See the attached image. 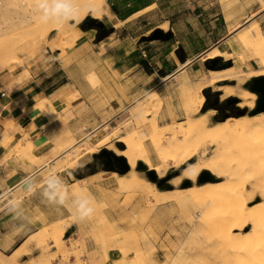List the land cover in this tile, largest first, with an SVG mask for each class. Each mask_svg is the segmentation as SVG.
<instances>
[{
    "label": "rangeland",
    "instance_id": "374dc122",
    "mask_svg": "<svg viewBox=\"0 0 264 264\" xmlns=\"http://www.w3.org/2000/svg\"><path fill=\"white\" fill-rule=\"evenodd\" d=\"M217 1L221 5L220 10L225 15L228 30L235 29L228 34L226 43L220 51L213 49L200 57L198 65L194 68V70H198L194 75V79L188 80L187 77L181 75L169 79L161 95H145L126 108L121 113V117L116 118L110 127L106 125L99 135L94 132L84 136L79 141H76L69 132L48 135L47 141H50L52 148L50 154L56 157V160L51 168L48 169L47 166L45 173H42L39 177L40 182L42 183L50 177H54L57 172L66 174V178L62 180L64 195L66 197L90 199L96 208L95 215L86 222L77 223L73 220L71 213L66 207L58 210L49 205L39 192L29 191L27 194L30 200L27 207L31 214L35 211L34 217L37 218L33 224L36 226L38 225L37 220L43 221L42 217L38 219L36 212L46 213L48 209L51 213V222L42 226L36 234L26 241L18 254V259L13 257L8 261L12 255L6 253L2 256L0 254V264H236L239 262L236 257L231 256V252L237 250L235 246L242 240L253 242L254 237L251 238L250 224H247L241 231L237 228L230 229L229 224L224 226L218 224L219 220L226 219L229 216L232 208L237 210L234 199H230L228 204L224 206L205 207L194 198L193 202H197L193 203L191 201L192 197H190L189 190L193 187V183L189 179L183 180L184 177L181 175L183 170L199 161L197 156L179 166L171 165L170 163L163 177H157L160 180H164V186L160 189L149 182L144 173L136 171L137 163L132 170H129L124 175L113 172L114 175L125 178H128L131 172L138 173L140 178L142 177L150 185H153V190L157 193H162V195L164 194L159 200L149 196L147 193L150 190L145 186L137 184L135 187L124 186L120 188L114 179L116 183L113 186L114 189L111 191L102 190V199L94 201L86 191L87 189L85 190V183L83 181V183L79 182V179L73 175L75 170L84 168L91 163L94 154H98L103 149L107 150V147L118 152L123 151L125 149L124 145L117 142V140L125 135L142 131L148 136L149 132L152 133L151 130L154 123L159 126L158 128H163L162 126L164 125H170L173 129L175 128L173 130L175 134H173L174 138L176 137V141H181L182 139L192 141L194 138L202 137L203 132L199 126L197 132L191 131V125L187 124L189 118L197 121L199 114L205 115L206 112H211V115L207 113L206 116L208 120L207 127H212L228 119L231 121L241 117L251 118L259 114L250 117L248 113L251 110L237 108L236 104L240 102L237 98H235L236 104H230L235 109L220 111V105L228 99V97L224 100L219 99L223 95L220 89L227 86L233 87L235 82L220 81L214 85H208V71L211 70H208L206 66H211V61L217 60L214 67H220L230 62V67L225 69L233 67L238 69V71L244 72L260 69L256 61L249 70L241 67L240 63L242 60L248 59L250 53L236 40L237 35L234 31L243 29L248 24L259 23L260 31L264 35V10H260L261 3L264 0ZM10 3L12 7L7 12L0 10V44H2L0 51H3V58H6L7 61L2 66L0 64V83L4 84L5 92L13 94H19L29 88L50 89L64 80L61 78L62 76H65L72 85H82L83 87L95 89L101 86L94 74L99 69L103 79L105 78V82L112 85H123L124 81H119V79L114 77L110 79V77L106 76L101 68V61H106L105 68L113 69L112 65L115 59L110 58V55L116 49L125 48V51L129 52L138 43L155 46L159 44L157 39H155V34L161 35L164 32L169 34L168 25L165 24L148 35H144L158 21L154 12L111 29L109 28L110 24L107 25L105 21H96L98 24L90 22L88 20V11H86L84 18L78 24L71 22L66 28H61L62 34L56 30V26L55 28L52 27L54 26L52 24H41L38 20L32 19L31 4L33 0H10ZM72 3L78 5L81 0H72ZM203 6L205 4L201 5V7ZM179 7L180 3L173 5L175 9H179ZM215 8L217 9L215 12H218L217 5H215ZM81 12L83 13V11ZM23 18H25V21ZM242 18L243 20H241ZM19 19L20 21H17ZM238 21L240 22L238 23ZM220 33L221 31H215L213 36H218ZM202 38V33L196 31V48L202 44ZM85 42L89 46L94 44L95 50L103 54L99 60L89 56L90 49L82 45ZM134 43L137 44L134 45ZM11 49L14 54H7ZM255 49H253V53H256ZM56 53H59V55ZM212 53L213 55L220 54L214 58H209ZM245 84L241 86L243 89H245ZM127 85L129 86L131 83H127ZM197 89L203 95L204 102L198 111H194L195 104L192 103L191 107L187 104V99L194 98ZM182 96H185V99ZM30 97L27 95V98ZM215 97L218 99V104L215 107H210L209 105ZM190 108L191 110L189 111ZM185 109H187L188 113H186ZM239 111H243V116H237ZM26 114L38 124L55 121L61 115L58 109L54 110L52 106L48 109H39L37 106H33L26 111ZM62 114L64 115V113ZM224 116L227 118L223 121ZM82 117V122L78 125L80 126V135L87 133L88 131L86 130L90 131L94 123L91 119V114L83 111ZM187 117L189 118L187 119ZM65 119H67V116ZM179 126L182 129L183 127L186 128H184L183 133H180ZM107 134H111L113 138L106 144L99 145L102 137ZM249 134H251V137L249 135L246 136V134L243 137L249 141L248 143L253 142V146L259 145L256 147L257 149L252 148L254 152L251 149L250 151L254 154L257 153L259 162L262 161L259 166L262 164L261 169H264V156L260 157V154L264 155L261 152V149H264L261 145L264 144L262 143L264 142V136H262L264 133L262 135L256 133L254 134L255 137H252V132H249ZM171 137H173L172 134ZM171 137H168V140L166 138L165 140L168 142L164 140L162 145L167 143L168 147H171ZM240 137L243 138L242 136ZM240 137L233 136L232 140L231 138L228 139V137V140L224 139L223 145H225V149L227 148L231 152L235 151V145L239 146ZM255 138H258V140ZM260 139L262 140L259 141ZM199 140L201 141V139ZM254 140H257V145ZM174 141L172 140V144H174ZM234 143L235 148L233 150L232 145ZM143 144L151 165L160 167V160L150 140L146 138ZM90 148H92V152L90 150L91 153L88 151ZM208 149L206 158L210 157L214 148L210 147ZM258 149L260 150L259 153L257 152ZM30 150V144L24 148L18 144L14 153L29 158ZM250 153L248 152L247 154L252 155ZM232 164L233 180L240 182V185L247 182L245 183L246 192L248 190L251 192L254 189L252 183L258 181V179L259 182L262 180L260 185L264 186V178H262L264 171L260 173V170L258 171L260 169L259 166L258 168L254 166L253 170L251 168L240 170L242 168H238L239 165H236L237 163L232 162ZM234 167L237 169L234 170ZM254 169L257 170L253 172ZM220 172L221 174H219ZM220 172L216 175L214 171H212V174L204 171L196 177V186H205V184L207 186L208 184L211 187H206L205 193L207 191L219 192V189L221 190V188L226 186L225 180H227L229 171L221 169ZM82 174L87 176L88 172L86 171ZM202 174L208 176L204 177ZM248 182L252 183L249 184ZM259 187L261 186H256L258 188H255L256 192L251 193L254 197L247 204L248 209H255L253 212L254 217L264 216V203H262L264 201V192H261L264 191L262 190L264 187H261V189ZM222 191H225V187L220 192L222 193ZM176 192L183 193L179 195L177 193L176 195ZM250 192H247L249 195L246 194V198L251 196ZM181 195L185 197H181ZM167 196L169 197L166 198ZM162 199L164 200L161 201ZM4 202L6 203L7 200ZM28 219L31 222L33 221L31 215H29ZM22 222H26V220ZM228 234L231 238H229ZM23 254H25V257L22 256ZM253 255L252 261L253 264H256L257 258L261 253L255 251ZM246 256H248V253L244 259Z\"/></svg>",
    "mask_w": 264,
    "mask_h": 264
},
{
    "label": "crops",
    "instance_id": "0c3cea01",
    "mask_svg": "<svg viewBox=\"0 0 264 264\" xmlns=\"http://www.w3.org/2000/svg\"><path fill=\"white\" fill-rule=\"evenodd\" d=\"M104 1L110 9L109 28L114 29L116 25H125L135 18L154 12L158 21L144 35L167 24L169 34L164 32L161 36L169 37L167 40L157 39L159 44L155 46L134 43L137 45L129 52H126L125 48L116 49L110 55V58L115 59L113 69L105 68L106 61H101L100 65L106 76L124 81L123 85L105 82L100 69L94 72L97 81L101 83V86L95 89L72 85L65 76L61 77L64 80L50 89L29 88L19 94L5 92L4 84L0 83V94H4L0 96V254L12 255L8 261L13 257L18 259L26 241L42 226L51 222L48 209L46 213L37 211L38 219L42 217L43 221L37 220L36 226L33 224L37 218L34 217L35 211L32 215L27 207L30 200L27 194L29 191L24 190L30 180L39 178L45 173L47 166L49 169L54 165L56 157L50 154L52 148L50 141H47L48 135L69 132L76 141L94 132L99 135L106 125L110 127L126 108L145 95H161L169 79L178 75L185 76L188 80L194 79L195 73L198 72L194 68L198 65L200 57L213 49L220 51L228 34L235 29L228 30L225 15L217 0ZM175 3H180L179 9L173 8ZM204 4L205 6L201 7ZM215 5L218 6V12H215ZM196 31L201 32L203 37L202 44L197 48ZM215 31L221 33L213 36ZM82 45L90 49L91 58L99 60L102 57L103 54L95 50L94 44L89 46L85 42ZM240 64L243 69H249L254 66L255 61L246 59ZM127 83L131 85L128 86ZM27 95L31 97L27 98ZM41 95L49 97L52 108L60 112L57 120L38 124L26 114L29 108L35 106ZM83 111L91 114L94 123L91 129L89 128L90 131L86 130L87 133L80 135L78 125L82 122ZM167 126L170 125L162 127ZM18 144L22 148L31 145L29 158L14 153ZM113 175V172L99 170L78 181L85 183V190L87 189L94 201H100L102 190L114 189L116 183ZM50 178L63 180L66 174L57 172ZM45 182L41 183V187ZM14 204L24 208L22 211L27 217L26 222L14 218L13 212L9 210ZM29 215L32 216V222L28 219ZM22 256L25 257V254Z\"/></svg>",
    "mask_w": 264,
    "mask_h": 264
},
{
    "label": "bare ground",
    "instance_id": "6f19581e",
    "mask_svg": "<svg viewBox=\"0 0 264 264\" xmlns=\"http://www.w3.org/2000/svg\"><path fill=\"white\" fill-rule=\"evenodd\" d=\"M88 6H89V10H88L89 18H92V19L100 21V22L105 21L107 23V25L110 24L108 22V19L110 18V9L106 5L104 0H88ZM260 10H264V2L261 3ZM85 13H86V11H83V13L81 12L79 14L80 21L84 18ZM23 19L25 21V18H23ZM6 20H7V17H6ZM17 21H20V19ZM255 21L257 22V20H255ZM255 21H253V22H255ZM251 24H252V22H251ZM258 24L259 23H256L254 25L248 24L243 29H236L234 31V33H236V35H237L236 40L244 47V49H246L250 53L248 55V59L256 61V63H258V65L260 67L259 70H252V71L250 70L248 72H244V71H238V69H235L232 67V68L225 69L222 71H208L209 72L208 73V77H209L208 85H214L220 81L235 82V86H233V87L227 86V87H223L222 89H220V90H222L223 95L219 99L224 100L227 97L228 98H237L240 100V102L236 104V107H238L240 109L246 108L248 110H252L254 107L255 100H256V95L254 93L249 92L247 89H243L241 86L244 83L249 82L251 79L264 77V35H262ZM52 27H55V26H52ZM65 28H66V26H65ZM62 29H64V27ZM62 29L56 28V30H58L59 32H61L63 34V32L60 31ZM69 38H71V37H69ZM0 43H1V39H0ZM1 45L2 44H0V47H1ZM255 48L256 49L258 48V50H256ZM253 49H255L256 53L252 52ZM257 51H259V52H257ZM2 52L3 51H0V64H1V66L7 62L6 58H3ZM216 52H217V50H216ZM7 54L13 55L14 51H12V49H11L10 51H8ZM218 54H220V53H218ZM218 54L213 55V53H212V55L209 56V58H214L215 56H218ZM240 59L242 60V58H240ZM190 97H191V95H190ZM203 102H204V97L200 93L199 89L196 90L194 98L187 99V104L190 105L191 107H192V103L195 104V109L193 108L194 111L195 110L198 111V109H200L202 107ZM35 106H37L39 109L50 108L51 103H50L49 97L41 95L36 100ZM187 109H185L186 113H188ZM190 110H191V108L189 109V111ZM207 113L208 112H206V114ZM206 114L205 115L199 114L197 117L198 118L197 121H193L192 118L187 117V119L189 118L187 124L191 125V131L197 132L198 126H199V128H201L202 132H203L202 137L194 138L192 141H187V139H182L181 141L180 140L176 141V139H175L176 137L174 138L175 133L173 131L175 128L173 129L171 126L158 128L156 123H154L152 126V130H151L152 133H150V132L148 133L149 137L147 136V134L145 132H142V131L139 133L132 132L131 134H127L124 137L117 140V142L122 143L124 145L125 149L123 151L118 152V151H115L114 149H111L108 147L106 149L108 151L113 152L116 156L123 157L126 160V163L128 164L130 170H132V168L136 165V163L138 164V162H141L147 167L148 171H154L158 178L163 177V175H164V173H165V171H166V169L170 163H171V165L179 166V165L187 162L188 160H191V158L197 156L199 158V161L194 163L193 166L187 167L185 170H183L181 176H183L184 178L180 176L181 178H183V180L189 179L193 183V187L191 188V190H189V192L191 194V195L190 194L189 195H190V197H192L191 201L193 202V198H194L203 207H205V206H215V205L224 206V205L228 204L230 199L231 200L234 199V201L236 203L237 210L232 208L230 210L229 216L226 219L219 220L218 224L220 226H224V225L229 224L230 229L231 228L232 229L237 228L239 231L243 230L247 224H250V227H251L250 233L252 235L251 238L254 237V240L252 243L246 242L244 240L237 243L235 248L239 251H237V250L232 251L231 256L236 257L239 260V262H237L236 264H253L252 256H254L253 254L255 251H258L261 253V255L257 258L256 264H264V216L254 217L253 212L255 209H248L249 207H247V204L249 202H251V200L254 197V195L251 193L256 192L255 191L256 186L257 187L258 186L264 187V186L260 185V183H262V180H261V182H259V179H258V181H254V182L252 181L253 183L251 182L254 189H252L251 192L249 190L247 191V192H250L251 196L246 198V194L249 195L246 192V184L245 183H247V182L241 183V185H240V182H238V181H237L238 183L235 182V180H233L234 175L231 172V170H233L232 162L237 163L236 165H239L238 168L239 167L242 168L240 170H246L249 168H251L253 170L254 166H256V168H258L259 163L262 162V161L259 162V156L256 155L257 153H255V154L253 153L254 152L253 149L254 148L257 149L256 147L259 146L256 143L258 138H255V139H257L256 141L254 140L255 144L257 146H253L254 145L253 142L248 143L249 141L245 140V138L243 136L246 134V136L249 135V137H251L250 136L251 134H249V132L253 133L252 137H255L254 134H256V133L257 134L259 133V135L260 134L262 135V133H264V113H259L257 116L251 117V118L241 117V118L233 119L231 121H229V119H228V120H225L224 122L217 123V124L213 125L212 127H207L208 120H207ZM208 115H211V112L208 113ZM189 116H190V114H189ZM184 128L185 127H183V129H182V127L178 128L180 130V133H183V130L186 129V128L185 129ZM176 133L178 134L177 131H176ZM171 134L173 137H171ZM233 136H237V137L242 136L243 138L240 137L241 138L240 141L238 139V141H239L238 147H237V145H235V143L232 145L233 150L235 148L234 145L236 146V149H235V151L231 152V150L229 151L227 148H226L227 150L225 149V147H224L225 145H223V140L227 139V137H228V139L231 138V140H232ZM262 136H264V135H262ZM168 137L172 138V139L169 138L171 140L170 144L172 145V146L171 145H169V146H171V147H168L167 143L165 145H162V143H164V140L166 138L168 140ZM112 138H113V136L111 134L110 135L109 134L104 135L102 137L99 145L106 144ZM146 138H148L150 140V143L152 144V146L154 147V149L156 151V152L155 151L154 152L157 153V156H158L160 163H161L160 167H157V166L153 167L150 163L149 157L146 154V150H145V147L143 144V142ZM181 138H183V137H181ZM234 138H233V140H235ZM259 138H260V136H259ZM199 139H201V141ZM172 140H175L174 144H172ZM261 140L262 139H260L259 141H261ZM166 142H168V141H166ZM234 142H237V141H234ZM262 143H264V142H262ZM261 145H262V148H264V144H261ZM207 146H208V148H210V147L214 148V149H212L213 151L211 152L210 157L208 155L209 158H206L207 152L209 150L207 148ZM91 149L92 148L88 149V151L90 152ZM241 149H243V150H241ZM250 149L253 152L250 151ZM259 151L260 150L258 149L257 152L259 153ZM91 152H92V150H91ZM248 152L249 153L251 152L252 155L247 154ZM261 152L264 153V149H261ZM262 156H264V155L260 154V157H262ZM256 163H258V164L254 165ZM261 165L259 166L260 169H258V171L260 170V173H262V171H264V169H261V167H262ZM221 169H225L226 171H229L228 175H227L228 176L227 180H225L226 184L223 183L226 185V186H224L225 191H222V193L220 192L222 189L224 190V187L222 186L223 188H221V190L218 188L219 192L207 191V193H205V190H207L206 187H208V186L211 187V185L207 184V186H206V184H205V186H202V185L198 186V187L196 186V184H195L196 183V177H198L199 174L203 173L204 171L210 172L212 174V171H214V172H216V175H217V173H219L221 171ZM236 169L237 168L234 167V170H236ZM255 170H257V169H254L253 172H255ZM219 174H221V172ZM252 174H254V173H252ZM202 175L204 177L208 176L206 174H202ZM262 175H264V174H262ZM113 177L116 180L117 185L120 188L124 187V186L135 187L138 184V185H142V186H145L146 188H148V190H150V191L147 194L149 196H151L152 198H154L155 200L156 199L159 200L164 196V194L162 195V193H157L155 190H153V185H150L147 181L142 179V177L140 178L138 176V173H136V172H131L128 178H125L122 176H117V175H113ZM180 177H179V179H180ZM215 178H217V177H215ZM262 178H264V176H262ZM244 180H245V178H244ZM247 180H249V179H247ZM251 183H249V184H251ZM223 184H221V185H223ZM252 185H249V186H252ZM217 186H220V185H217ZM261 187H259V188L261 189ZM151 189H152V191H151ZM256 189H258V188H256ZM214 190L216 191V189H214ZM262 190H264V189H262ZM261 192H264V191H261ZM177 193L179 195L180 193L182 194L183 192H176V195H177ZM171 194L173 195V193H171ZM186 194H188V193H186ZM260 194H262V193H260ZM165 196H166V194H165ZM168 197L169 196H167L166 198H168ZM181 197H185V196L181 195ZM176 198H177V196H176ZM261 199H262V197H261ZM163 200L164 199H162L161 201H163ZM197 201H194L193 203H196ZM262 203H264V201H262ZM228 236H229V238H231L229 234H228ZM247 253H248V256H246V258L244 259L245 255Z\"/></svg>",
    "mask_w": 264,
    "mask_h": 264
},
{
    "label": "clouds",
    "instance_id": "9594fccd",
    "mask_svg": "<svg viewBox=\"0 0 264 264\" xmlns=\"http://www.w3.org/2000/svg\"><path fill=\"white\" fill-rule=\"evenodd\" d=\"M12 7L10 0H0V10L7 12ZM32 19L41 24H52L57 28L68 26L71 22L79 23V13L88 11V0H81L79 5L72 0H33L31 4ZM63 181L59 178H49L41 187L38 177L33 178L25 185V191L39 192L44 200L56 209L67 208L73 220L77 223L86 222L95 215L96 208L87 198L66 197L63 193ZM14 218L25 221L24 215L18 204L9 208Z\"/></svg>",
    "mask_w": 264,
    "mask_h": 264
},
{
    "label": "water",
    "instance_id": "95a60500",
    "mask_svg": "<svg viewBox=\"0 0 264 264\" xmlns=\"http://www.w3.org/2000/svg\"><path fill=\"white\" fill-rule=\"evenodd\" d=\"M90 22H96L97 20H94L92 18H88ZM169 36H161L158 33L155 34V39H164L167 40ZM217 60L211 61V66H206L208 70L211 71H219L223 70L225 68L230 67L231 63L227 62L225 65H222L220 67H214ZM245 89H247L249 92L254 93L256 95V100L254 103V109L251 110L248 113V116H254L258 113L264 112V77H259L250 80L249 82H246ZM226 104H236L235 98H228L224 101ZM218 104V99L215 97L213 99V102L210 103V107H215ZM238 108V107H237ZM218 111V110H217ZM237 116H243V111H239L237 113ZM227 117H223V121ZM86 167L88 169L98 168V170H102L105 172H114L118 173L119 175L126 174L130 168L128 164L126 163V160L121 156H116L111 151H107L105 149L101 150L98 154H94L92 156V162L87 164ZM136 171L142 172L145 174L147 180L157 186V188H163L164 180H160L157 178L154 171H148L146 166L139 162L136 166ZM166 187V186H165Z\"/></svg>",
    "mask_w": 264,
    "mask_h": 264
},
{
    "label": "trees",
    "instance_id": "16d2710c",
    "mask_svg": "<svg viewBox=\"0 0 264 264\" xmlns=\"http://www.w3.org/2000/svg\"><path fill=\"white\" fill-rule=\"evenodd\" d=\"M94 24H98V22H93ZM226 109H229V110H233L235 108H233L232 105L230 104H226V103H222L219 107V110L222 111V110H226ZM88 172V175H91V174H94L96 173L98 170V168H93V169H88L86 166L84 168H78L77 170L74 171L73 175L77 178V179H82L85 177L84 174H82L83 172Z\"/></svg>",
    "mask_w": 264,
    "mask_h": 264
},
{
    "label": "built area",
    "instance_id": "2783aa9c",
    "mask_svg": "<svg viewBox=\"0 0 264 264\" xmlns=\"http://www.w3.org/2000/svg\"><path fill=\"white\" fill-rule=\"evenodd\" d=\"M0 96L2 97V96H4V94H3V93H1V94H0Z\"/></svg>",
    "mask_w": 264,
    "mask_h": 264
}]
</instances>
